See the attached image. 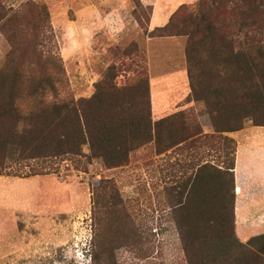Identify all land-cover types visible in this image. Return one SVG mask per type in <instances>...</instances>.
<instances>
[{
    "label": "rangeland",
    "instance_id": "obj_1",
    "mask_svg": "<svg viewBox=\"0 0 264 264\" xmlns=\"http://www.w3.org/2000/svg\"><path fill=\"white\" fill-rule=\"evenodd\" d=\"M199 1L1 0L0 70L16 66L23 86L47 77L44 91L75 99L101 84L122 87L145 76L151 98L158 79L165 88L153 89L160 91L154 101L170 100L162 117L188 107L185 133H193L198 114L208 116L201 102L186 105V38L151 32ZM155 154L147 144L121 167L106 169L94 159L83 171L82 163L75 169L66 160L47 175H0V264H187L174 207L191 165L201 161L197 154L188 161L184 144L160 159ZM100 178L110 184L94 201Z\"/></svg>",
    "mask_w": 264,
    "mask_h": 264
},
{
    "label": "trees",
    "instance_id": "obj_2",
    "mask_svg": "<svg viewBox=\"0 0 264 264\" xmlns=\"http://www.w3.org/2000/svg\"><path fill=\"white\" fill-rule=\"evenodd\" d=\"M232 4L201 0L191 11L182 5L151 32L185 36L186 100L203 104L216 132L239 130L246 120L264 126V0ZM4 15L0 0V20ZM49 84L42 77L23 86L13 64L0 70V175H47L66 160L75 169L82 163L83 171L94 159L106 169L121 167L147 144L158 154L198 139L200 128L185 133L184 110L152 120L146 76L122 87L101 84L76 99L44 91ZM234 152L223 169L191 165L174 207L187 264H264V233L246 242L235 235ZM109 184L93 182L94 201Z\"/></svg>",
    "mask_w": 264,
    "mask_h": 264
},
{
    "label": "crops",
    "instance_id": "obj_3",
    "mask_svg": "<svg viewBox=\"0 0 264 264\" xmlns=\"http://www.w3.org/2000/svg\"><path fill=\"white\" fill-rule=\"evenodd\" d=\"M153 78L150 74V81ZM156 80L157 83H151L153 121L161 118L170 105V100L165 96L159 95L154 101L153 92L160 91L153 89L165 88L159 83L161 80ZM196 103L199 102L191 101L186 105L196 106ZM184 108L188 107L182 109ZM198 117L200 132L194 136L198 140L192 144V138H189L181 143L185 145V158L188 157L190 161L191 155L197 154V159L201 161L198 165L208 162L223 169V163L234 146V231L240 241L246 242L251 237L264 233V126L253 125L250 120H246L239 130L216 132L207 119H201L200 113ZM174 148L154 156L159 159L168 156Z\"/></svg>",
    "mask_w": 264,
    "mask_h": 264
}]
</instances>
